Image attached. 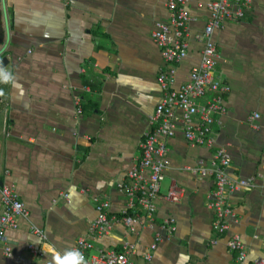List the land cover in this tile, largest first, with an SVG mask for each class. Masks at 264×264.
Masks as SVG:
<instances>
[{"label": "crops", "instance_id": "crops-1", "mask_svg": "<svg viewBox=\"0 0 264 264\" xmlns=\"http://www.w3.org/2000/svg\"><path fill=\"white\" fill-rule=\"evenodd\" d=\"M208 1L184 3L191 16L188 48L176 64L175 86L200 62ZM168 2L0 0V61L7 58L3 68L20 85L0 83V184L13 186L28 211L5 230L10 253L0 241V264H48L54 253L72 249L89 233L100 201L116 219L94 239L91 253L127 247L134 264H231L226 240L237 233L247 263L264 259V0H251L242 18L226 21L212 37L219 54L215 76L229 87L222 95L225 112L214 114V144L230 155V177H254L253 187L229 196L235 218L227 233L211 243L214 178L189 169L208 166L213 147L190 144L181 122L165 141L153 220L140 213L134 232L122 220L127 199L118 184L140 157L149 116L162 97L157 76L165 63L151 32L169 22ZM211 97L208 91L199 101ZM170 188L180 192L178 201L167 199ZM165 218L176 229L146 260Z\"/></svg>", "mask_w": 264, "mask_h": 264}, {"label": "built area", "instance_id": "built-area-1", "mask_svg": "<svg viewBox=\"0 0 264 264\" xmlns=\"http://www.w3.org/2000/svg\"><path fill=\"white\" fill-rule=\"evenodd\" d=\"M68 1L64 0L65 5ZM185 1L169 0L171 10L169 22L158 23L151 32V37L158 46L165 63L157 76L162 97L149 116L150 128L139 144L140 157L129 167L118 184L127 199L126 208L122 211L121 217L132 232L140 223V213L149 221L153 220L156 212V198L167 163L165 141L174 135L177 122H181L184 125V137L190 144L213 147L208 166L199 165L189 169L200 176L212 175L214 178V190L208 207L213 211V229L216 235L211 239V243L216 244L218 237L227 233L231 220L235 218L229 196L234 191L253 187L254 177H230L227 173V167L231 161L230 155L225 148L214 144L212 130L214 114L225 112L222 95L229 87L223 83L222 79L215 76L219 54L212 37L214 31L222 28L226 21L242 18L251 0H210L206 3L209 18L199 36L204 43L200 62L190 69L185 82L175 86L176 64L186 57L188 48L187 26L191 16L184 8ZM85 88L89 90L87 86ZM208 91L212 93V97L200 102L199 100L204 98ZM76 104L77 113H80V98L77 99ZM175 109L181 112L180 116L174 113ZM257 117L258 114L250 117V125L254 128L257 125L252 120ZM145 170L148 171L147 177L143 176ZM166 197L178 201L180 192L170 188ZM0 204V241L4 242L5 252L10 253V246L5 242L4 232L6 229H15L19 218L26 216L28 211L13 186L9 184H0ZM108 205L107 201L97 203V215L89 224V233L79 236L72 249H78L83 253L87 264H134L129 257L127 247H124L122 251L98 249L91 253L94 239L107 233L116 219L108 215ZM175 229L172 218L163 219L144 258L150 260L158 244L169 240ZM33 232L38 236H44L39 228H33ZM226 247L233 253L231 264H264L262 258L247 263L246 248L241 236L237 233L228 235ZM28 248L34 249L32 244L28 245Z\"/></svg>", "mask_w": 264, "mask_h": 264}, {"label": "clouds", "instance_id": "clouds-1", "mask_svg": "<svg viewBox=\"0 0 264 264\" xmlns=\"http://www.w3.org/2000/svg\"><path fill=\"white\" fill-rule=\"evenodd\" d=\"M0 83H10L13 87L19 88L20 85L10 72L0 67ZM0 96H4L3 89H0ZM187 259V257H186ZM48 264H87L83 253L78 249H66L63 254L54 253L48 261Z\"/></svg>", "mask_w": 264, "mask_h": 264}, {"label": "water", "instance_id": "water-1", "mask_svg": "<svg viewBox=\"0 0 264 264\" xmlns=\"http://www.w3.org/2000/svg\"><path fill=\"white\" fill-rule=\"evenodd\" d=\"M5 49V45L3 44L2 47H0V54L4 51ZM7 64V58L6 57H1V61H0V67H5Z\"/></svg>", "mask_w": 264, "mask_h": 264}]
</instances>
